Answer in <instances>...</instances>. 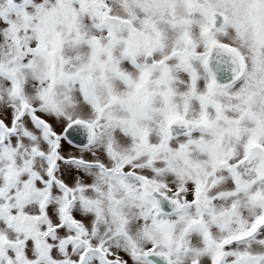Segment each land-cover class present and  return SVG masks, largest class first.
<instances>
[{
    "label": "snow or ice",
    "instance_id": "1",
    "mask_svg": "<svg viewBox=\"0 0 264 264\" xmlns=\"http://www.w3.org/2000/svg\"><path fill=\"white\" fill-rule=\"evenodd\" d=\"M0 264H264V0H0Z\"/></svg>",
    "mask_w": 264,
    "mask_h": 264
}]
</instances>
